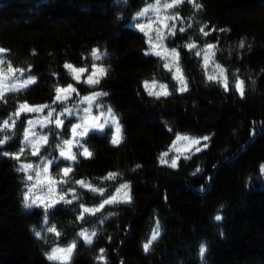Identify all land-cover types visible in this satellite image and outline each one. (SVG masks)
I'll list each match as a JSON object with an SVG mask.
<instances>
[{
    "label": "trees",
    "instance_id": "16d2710c",
    "mask_svg": "<svg viewBox=\"0 0 264 264\" xmlns=\"http://www.w3.org/2000/svg\"><path fill=\"white\" fill-rule=\"evenodd\" d=\"M164 2L161 0V5ZM154 3L0 0V48L7 50L0 53L6 58L4 67L8 62L26 70L31 66L32 71H25L24 78H36L19 92H5L7 103L0 100V127L25 101L33 106L47 103L59 112L65 106H79L80 98L96 91L108 93L97 98L95 106L105 108L96 111L106 113L110 106L122 126L119 145L110 143L115 128L108 125L104 133L90 132L81 141L91 157L79 155L82 149L75 148L77 162L60 158L54 163L56 180L62 178L58 174L61 166L71 164L73 168L63 177L66 183L59 184L58 195L64 188H75L80 197L72 204L60 202L48 210L49 224H55L59 238L43 231L41 238L35 237L32 229L41 231L46 226L41 208L24 207L25 185L33 184L26 181V175L33 172L17 171L22 163L31 162L36 168L41 157L59 156L56 144L60 141L50 133L54 125L39 129L48 136L47 144L37 146L39 156L30 155L31 146L25 148L19 161L0 155V264H63L49 261L46 254L53 247H66L73 239L76 247L67 264H264V178L260 172L264 164V0H196L202 5L198 10L184 0L161 11L163 18L178 12L183 21L162 19L148 27L149 17L156 21L150 12L135 21L146 23L140 32L133 27L132 18ZM164 23L169 27L176 24L174 37L164 29V44L180 53L179 64L187 84L184 92L178 90L181 85L172 79V72L163 68L164 60L144 55L149 36L155 41L156 30ZM204 25L208 36L199 32ZM180 27L186 31L181 33ZM213 28L216 31H211ZM241 39L243 49L239 48ZM190 42L197 48L189 51L184 47ZM208 43L216 47L208 53L205 70L202 50ZM93 48L100 50L101 60H93ZM198 50L202 51L200 57L194 55ZM66 62L88 68L79 83L63 67ZM93 63L106 68L107 73L95 77L99 84L88 85L84 81ZM216 64L226 70L228 91L207 79L211 74L222 80ZM236 77L244 80L243 98L233 88ZM145 81H155V91L161 90L160 84H167L170 94L159 99L149 96ZM69 83L78 89L79 96L71 93L64 104H53L55 88ZM48 111L22 113L15 128L0 133V139L12 137L0 145V152L16 153L23 133L29 130L26 121L46 117ZM60 118L65 120L63 138H71L70 125L79 118ZM253 127L255 133L250 134ZM177 134L210 139L180 150L176 148ZM162 152H168L163 159L169 163L179 158L176 168L160 162ZM197 167L200 171L193 175ZM109 172L122 176L104 180ZM81 179L105 188L104 195L81 188L76 184ZM123 182L131 186L130 203L105 205L95 215L85 213L84 221L77 219L81 203L98 206ZM218 212L222 220L216 222L213 217ZM157 219L160 234L145 252L143 244L150 239ZM85 227L89 233L96 229L91 244L76 235ZM201 243L206 245L203 260L199 256ZM100 249H104V260L97 259Z\"/></svg>",
    "mask_w": 264,
    "mask_h": 264
},
{
    "label": "snow or ice",
    "instance_id": "6c2138e0",
    "mask_svg": "<svg viewBox=\"0 0 264 264\" xmlns=\"http://www.w3.org/2000/svg\"><path fill=\"white\" fill-rule=\"evenodd\" d=\"M124 2L126 3V0H117V3ZM184 0H165L164 4L162 5V8L164 10L171 9L176 7L177 5L183 4ZM189 4H192L194 8L197 10L202 7V5H199L196 3V0H188ZM161 6V0H155L154 4H148L146 7H144L141 11L136 13L132 20H133V27L138 28L140 32H144L146 23L145 22H140V23H135L140 18L145 17L150 9L157 10V16H159V8ZM165 20H172L175 22L177 19H180L183 21V18L180 17L179 13H175L173 15L165 16ZM149 23L148 27L151 26V23H154L156 21L152 20L151 17L148 18ZM189 27H191V24H189ZM205 27L207 25H204L203 27L199 28V32L203 33L204 36L210 35V32H205ZM164 29H167L168 35L169 36H175L176 35V24L173 23L171 27L167 23L163 24V28H157V35L155 38V41L152 40V38L149 36L148 39V44L149 48L144 52L145 56L149 55H154L156 57H159L161 60H164L165 63L163 64V68L167 69L169 72H172V79H175L178 81V83L181 85V87L178 89L181 92L187 91V84L185 77L181 71L180 64H179V57L180 53L177 51V48H171L169 49L165 44L164 41L167 39V36L164 34ZM179 31L181 33L185 32L186 29L184 27H180ZM211 31H216L215 28L211 29ZM219 31L224 32L226 31L225 29H220ZM179 47V45L177 46ZM189 51H191L194 48H197V44L194 42L187 43L184 45ZM216 45L212 43H208L206 45V48L203 49V67L205 70L208 67L209 64V52H211L212 49H214ZM245 47L244 40L241 39L239 42V48L243 49ZM6 49L0 48V53H6ZM202 51L198 50L195 52L196 57H200L202 54ZM33 55H35V52H33ZM91 57L95 61H99L102 59V55L100 54V50L97 48H93L91 53ZM104 55H107L105 52ZM214 55V53H213ZM6 58L2 55H0V66H3L5 64ZM65 69L68 70L69 74L72 75L73 79L79 83L81 81V77L84 73L88 71L87 67H75L71 63H65L63 65ZM92 72L90 75H88L87 79L84 81V83L88 85H96L99 84V79L94 77L98 76H103L106 75L107 69L104 68L103 66L97 65L95 63L92 64ZM216 68L220 70V76L222 77V80H219L216 75H208L207 79L209 81H216L217 83L221 84L223 89L225 91L229 90V85H228V78L227 75H225L226 70L222 68L219 64L215 65ZM25 71L31 72L32 67L29 66L26 69L22 67H13L11 62H8L7 64V70H5L0 67V100H3L5 103L7 101L4 99L5 98V91H4V81L10 78H15L14 82L11 84L9 90L13 92H19L22 90L23 87H27L30 84L35 83V76H28L24 79L21 80V77H24ZM19 73V76L16 74ZM10 74V75H9ZM57 75V74H53ZM17 83L20 84V87H17ZM157 87V83L153 81L152 84H149L148 81L144 82V88L147 90V94L149 96H155L157 99H159L161 96H168L170 93L167 91V84H160V91H155ZM233 88L235 91H237L240 95L241 98L244 96V80L240 79L239 77H236V80L233 84ZM56 95L54 96L53 99V104L56 102H60L61 104H64L66 101L71 99V93H76L77 96H79L78 89L73 86V84L69 83L66 87L62 86H57L55 88ZM63 94V95H62ZM108 93L106 92H101V91H96L90 95L84 96L80 98V103H87L88 107L84 109H79L78 106H74L73 108H69L67 106L61 108L59 112H57L55 107H52L49 104H43L39 106H33L29 105L26 101L23 103H20L16 111L12 114V116L8 117L7 119H4L2 121V127H0V133L4 132L6 129L10 128H15L17 120L20 118L21 114H27V113H33V112H43L44 109H49L48 114L46 117L43 118L42 121V126L47 127L48 125H54V128L50 129V133L54 134L57 139L60 141V143L56 144V147L60 149L59 151V156L58 157H52L51 159H48L47 157H41L40 164L37 165V168H40L42 165V171L43 173L47 174L49 173V169L52 166L53 163H59V159L63 158L66 161L70 162H77V153H73L72 149L73 147H76L78 149H82V151L79 152V155L89 158L91 157L92 153L88 150L87 147L84 146V144L81 142L83 141L86 137L89 136L90 131L93 133H104L105 127L108 124L109 118L111 119V124L115 126V136L111 137L110 143L112 145H119L120 140H121V126L119 124V121L116 117V115L113 113L112 109L110 106L107 107L106 113L105 111H100L99 115L95 116H90V119L94 121V123L91 125V127H88V117H83L82 118V123H74L70 125V134L71 138H63V132H64V125H65V120L61 119L60 117L62 116H67L68 118H71L74 115H78L81 111L84 113H88L89 115L91 114L92 107H93V102L100 96H107ZM96 108L102 109L105 108V105L102 104H97ZM75 109V110H74ZM56 112V118L53 120L52 115L53 113ZM12 117H15L16 119H13ZM103 119V123H101V120ZM11 120V124L9 121ZM46 121V123H44ZM26 123L29 126H32L34 124V121L32 119H28ZM59 129V131H57ZM171 131V129H168ZM255 133V128L251 130L250 134ZM32 136H37L38 134L35 132L31 133ZM11 136L5 135L3 136L2 139H0V145H3L6 141L11 139ZM177 140L184 139L188 140L189 137L187 135L185 136H180L177 134L176 136ZM192 143L194 145H199L201 141H207L210 139V137L205 136L202 138H191ZM40 141H43L44 144H47L48 142V136L43 135L39 136L38 140H30L29 139V132H24L23 133V140H22V146L17 150L16 153H8V152H0V155L3 156H9L11 155L13 159L19 161L21 156L25 152V148L31 146V152L30 155L32 156H39L40 150L38 147H36V144H38ZM175 145H173L174 147ZM204 147H207V144L204 145ZM197 152L201 151L200 148L196 149ZM168 152H162L160 154V162L168 164L169 167L171 168H176L177 167V160L179 159L178 157L173 158L171 162L169 163L168 161L164 160L163 157L167 156ZM190 157H185V159H189ZM137 168L141 167L140 165L136 166ZM18 172H25L29 173L31 171H35V175L39 177L41 175V171L34 170V166L31 162L29 163H22L18 168ZM73 171V168L71 164H67L64 166H61V168L58 170V174L61 175V179L56 180L54 177L49 176L47 177V183H48V188L47 191L50 194H55L56 193V184H65L66 180L63 179V177H67L71 172ZM200 171L199 167L195 169V171L192 173L193 175H196ZM260 172L262 174V178H264V164L260 166ZM117 176H122L121 173L118 172H109L107 176H105L103 179L104 180H114ZM23 179V178H22ZM26 181H33V175L27 174L26 175ZM38 183H43V181H38ZM76 184L80 185L81 188H85L93 193H98L99 195L103 196L105 192V188L103 187H96L92 185L90 182H86L84 179L77 180ZM27 187V192L23 194V201H24V207L26 209H31L33 207L36 208H41L43 212V225L46 227H43L41 231H37L36 228H33L32 231L35 235L36 238H41V232L43 231L44 233H53L57 238L60 237L61 233L57 230L55 224H49V215H48V210L50 208H54L56 204L63 202L65 204H72L73 200H78L80 197L76 195V190L75 188H64L61 190V193L59 194L58 198H56L54 195L49 196L47 198H42L40 196H36L35 198H32L30 195L32 193L33 187L35 185L29 186L28 184L25 185ZM127 190V191H124ZM131 186L127 182L120 183L119 186L115 189V194H110L108 197H105L99 204L98 206L95 207H86L84 204H80L79 208L82 209L81 212H79L77 219L79 221H84V214L88 213L89 215H95L97 212H99L101 209L104 208L105 205H113V204H118V203H130L131 202ZM124 192L123 197H120V193ZM72 195V199H66V196L68 194ZM118 197H120L118 199ZM39 201V203H38ZM213 220L216 222H219L222 220V215L218 212L214 217ZM100 223H103L101 220ZM160 234V223L159 220L157 219L155 221L154 227L151 232L150 239L143 244V250L147 252L149 248L151 247V244L153 241L157 240L158 236ZM78 238H82L86 244H91L93 237L96 235V229L93 228L91 233H89V229L87 227L82 228L77 234ZM44 239H47V236L44 237ZM76 247V239H73L68 243L66 247H60L56 246L53 247L50 251V253H47V259L49 261H62L63 264H67V261L70 259L73 250ZM206 252V245L204 243H201L199 245V256L201 260L204 258V254ZM104 249L99 250V255L97 257L98 260H104Z\"/></svg>",
    "mask_w": 264,
    "mask_h": 264
},
{
    "label": "rangeland",
    "instance_id": "374dc122",
    "mask_svg": "<svg viewBox=\"0 0 264 264\" xmlns=\"http://www.w3.org/2000/svg\"><path fill=\"white\" fill-rule=\"evenodd\" d=\"M163 10V8H162V5L160 6V8H159V16H157V10H153V9H150L149 10V12H148V14L151 12V15L153 16V18H155L156 19V22L157 21H161V22H163V20L162 19H164L163 17H162V14H161V11ZM147 14V15H148ZM0 67H2L4 70H5V72H6V70H7V68H5V67H7L6 65H5V67H4V65L3 66H0ZM10 75V74H9ZM17 76H19V73H17L16 74ZM14 79L15 78H10V79H7V80H5L4 81V91L6 92V91H10L9 90V88H10V86H11V84L14 82ZM22 79H24V77H21V80ZM94 79H95V77H94ZM17 87H20V84L19 83H17ZM23 88H25V87H23ZM22 88V89H23ZM63 95V94H62ZM96 101H97V99L93 102V107H92V111H91V114L89 115L88 113H84V112H80L78 115H76L78 118H79V121L78 122H81L82 123V118L83 117H88V127H91V125L94 123V121H92L91 119H90V116H95V115H99V112L100 111H96V106H95V103H96ZM88 107V105H87V103H80L79 102V106H78V108L79 109H84V108H87ZM117 117V116H116ZM43 118L44 117H41V118H36V119H33V121H34V124L32 125V126H29V130H28V132H29V139L30 140H33V141H35V140H38L39 139V136H43L44 134L43 133H41L40 131H39V129L40 128H42L43 126H42V121H43ZM117 119H118V121H119V124H120V126H121V123H120V120H119V118L117 117ZM77 122V123H78ZM104 121H103V119L101 120V123H103ZM44 123H46V121L44 122ZM108 125H110V126H112L113 128H115V126L114 125H112L111 124V119L109 118V120H108V124L106 125V127H108ZM32 132H35V133H37L38 135L37 136H32ZM91 132V131H90ZM114 132H115V130H114ZM121 132H122V126H121ZM90 134V133H89ZM43 144V141H40L38 144H36V147L37 146H40V145H42ZM194 144L192 143V139L191 138H189L188 140H184V139H180V140H177V144H176V148L177 149H180V150H188V149H190V147H192ZM76 147H73V149H72V151L75 149ZM53 165H54V163L52 164V166L50 167V169H49V173H47V174H45V173H43V171H42V165L40 166V168H34V170H38V171H41V175L39 176V177H37L36 175H35V171H32L33 172V181H32V185H35L34 187H33V190H32V198H35L36 196H40V197H42V198H47V197H49V196H52V195H54L56 198H58V186H59V184H56L55 185V188H56V193L55 194H50V193H48V191H47V188H48V183H47V177H49V176H52L53 177V174H52V167H53ZM38 181H43V183L41 184V183H38ZM124 191H127V190H124ZM123 195H124V192H121L120 193V197H123ZM120 197H118V199L120 198ZM38 203H39V201H38ZM73 253H74V250H73ZM73 253H72V255H73ZM72 255H71V257H72ZM71 257H70V259H71ZM69 259V260H70ZM68 260V261H69Z\"/></svg>",
    "mask_w": 264,
    "mask_h": 264
}]
</instances>
